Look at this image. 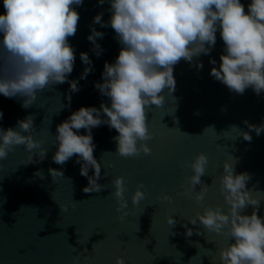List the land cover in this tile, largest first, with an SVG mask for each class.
Returning a JSON list of instances; mask_svg holds the SVG:
<instances>
[{"label":"water","instance_id":"95a60500","mask_svg":"<svg viewBox=\"0 0 264 264\" xmlns=\"http://www.w3.org/2000/svg\"><path fill=\"white\" fill-rule=\"evenodd\" d=\"M249 2L241 0L245 11ZM73 7L80 19L75 35L68 38L75 54L68 80H77L80 90L69 93L68 83L55 85L38 93L27 109L21 107V98L0 95V129L15 130L18 120L31 116L35 130L30 135L46 149V156L38 163L24 164L30 154L36 161L38 150L28 153L23 145L14 147L0 161V264H115L117 257H122L125 264H219V250L232 241L208 232L199 222L192 225L188 221L202 214L204 208L219 206L226 211L219 184L225 162L233 165L234 174H249L246 190L259 200L257 215L264 218V131L257 136L243 123H264V93L257 96L249 88L238 95L209 75L224 54L217 31L210 54L194 57L190 63L179 61L173 67L175 91L169 94L165 89L163 105L146 110L153 137L146 142L149 155L119 157L112 139L116 131L106 125L92 129L93 156L101 167L97 183L105 188L85 194L82 189L87 179L79 174L76 156L63 166L52 162L56 126L80 107L109 105L94 84L103 82V65L115 62L121 45L111 27L92 23L99 13H103V22L110 19L107 0L103 5L97 0H83L82 5ZM90 28L104 33L96 41L102 49L99 56L87 40ZM81 52L88 54L93 67L82 80L79 78L86 65L80 60ZM210 60L216 64H210ZM198 63L203 67L197 68ZM68 95L70 106L64 107L69 104L65 98ZM239 131L248 132L251 141L238 136ZM78 134L86 133L81 129ZM200 153L208 158V164L202 185L193 190L188 186L192 174L188 165ZM49 169L62 171L63 176L54 183ZM37 172L42 178L35 175ZM92 174L89 168L88 175ZM116 177L124 178V197L129 201L124 210L128 215L122 220L111 196L110 182ZM139 184L144 186L141 191L145 198L133 206L130 197ZM200 187L207 191L197 203L194 197ZM161 195L171 197V203L158 200ZM59 206L67 211L61 212ZM252 212V206H247L241 214ZM168 216H173L174 226L165 222ZM186 228L193 229V235L186 236Z\"/></svg>","mask_w":264,"mask_h":264},{"label":"clouds","instance_id":"9594fccd","mask_svg":"<svg viewBox=\"0 0 264 264\" xmlns=\"http://www.w3.org/2000/svg\"><path fill=\"white\" fill-rule=\"evenodd\" d=\"M103 5L105 0H97ZM110 19L103 22V13L93 17L92 23L100 27H111L115 39L121 45L114 63L105 62L101 74L102 83L94 88L107 97L109 105L101 103L99 108L80 107L66 120L56 126L54 137L56 151L52 162L63 166L73 156L80 164L79 174L87 179L85 194L99 193L105 186L97 183L101 167L93 156L92 129L106 125L117 133L115 154L122 158L149 155L147 146L153 137L149 132L146 110L164 103L165 89L175 91L173 67L181 60L191 62L199 55H209L216 43L219 31L223 41L224 54L219 57V66L212 67L209 75L223 84L230 92L242 95L251 88L257 96L264 93V0H250L245 11L241 0H107ZM83 0H3L4 14L0 15V95L6 98L22 99L21 107L29 108L37 94L58 84H69V93L80 89L77 80H68L73 71L75 54L69 44V37L75 35L80 19L73 6L82 5ZM104 33L90 28L87 40L93 45L96 56L101 47L96 42ZM81 62L86 65L79 79H85L93 70L87 53H80ZM215 65V60H210ZM197 64V68H202ZM70 106L71 96L65 97ZM3 113L0 112V119ZM17 128L0 129V161L5 160L14 147L23 145L25 151L38 150L33 160L30 154L25 165L38 163L46 156L41 142L30 135L33 132L31 116L18 120ZM243 123L257 136L264 131L260 125ZM235 128V127H233ZM83 129L86 134L80 135ZM27 133V135H22ZM245 141H251L248 132L239 131ZM208 158L197 154L188 165L191 176L188 186H201ZM111 167V165H108ZM89 168L92 176L88 175ZM220 193L226 211L221 207L204 208L202 214L190 219L189 224L203 226L208 232L227 236L231 243L218 252L219 264H264V218L257 215L259 200L252 198L246 190L250 179L248 173L234 174L233 165L222 164ZM55 183L63 172L48 170ZM35 175L41 176L37 172ZM111 196L116 200L115 211L123 219L128 215L125 209L129 201L123 177L111 180ZM142 184L130 197L133 206L145 198ZM207 188L200 187L194 199H204ZM171 203V197H157ZM252 206L250 215L241 212ZM60 207V206H59ZM66 212V207H60ZM174 226L173 216L165 221ZM200 235L199 232L196 233ZM186 236L193 235V229L186 228ZM115 264H125L122 257Z\"/></svg>","mask_w":264,"mask_h":264}]
</instances>
